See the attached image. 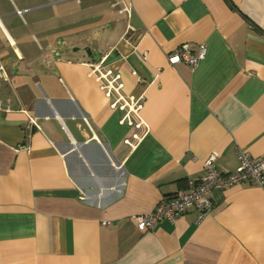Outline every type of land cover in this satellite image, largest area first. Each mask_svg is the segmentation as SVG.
I'll return each mask as SVG.
<instances>
[{
	"label": "crops",
	"instance_id": "0c3cea01",
	"mask_svg": "<svg viewBox=\"0 0 264 264\" xmlns=\"http://www.w3.org/2000/svg\"><path fill=\"white\" fill-rule=\"evenodd\" d=\"M183 44L206 46L193 70L169 61ZM0 64V264H264L253 183L200 221L134 222L211 153L264 156V0H0Z\"/></svg>",
	"mask_w": 264,
	"mask_h": 264
},
{
	"label": "built area",
	"instance_id": "2783aa9c",
	"mask_svg": "<svg viewBox=\"0 0 264 264\" xmlns=\"http://www.w3.org/2000/svg\"><path fill=\"white\" fill-rule=\"evenodd\" d=\"M35 7L38 6L24 8L18 12L23 15ZM125 11L128 14L131 13L132 3L125 6ZM205 55L206 46H202L199 54H194L188 44H183L171 54L169 61L174 66L185 63L193 70L205 58ZM0 75L6 80L9 79L6 66L3 64H0ZM104 78L109 89L119 91L122 87V84L115 85L116 77L108 78V74H105ZM107 93L109 94L110 91L108 90ZM113 104L121 108H129L121 120L122 123L129 121L133 113L140 117V112L144 106L141 98L127 99L123 95H120ZM32 121L35 122L34 119ZM218 157L217 153H211L205 159L203 176L198 180L189 179L186 190H180L172 196L163 197L154 210L147 214L135 216L134 222L137 229L146 232L152 230L162 220L176 222L191 208L198 211V221H200L213 207L210 194L215 189H226L242 183H253L264 190V156L253 157L246 150H241L239 152V165L236 170L229 172L221 169L218 164Z\"/></svg>",
	"mask_w": 264,
	"mask_h": 264
},
{
	"label": "rangeland",
	"instance_id": "374dc122",
	"mask_svg": "<svg viewBox=\"0 0 264 264\" xmlns=\"http://www.w3.org/2000/svg\"><path fill=\"white\" fill-rule=\"evenodd\" d=\"M123 10H124V8H123ZM116 12H117V10H116Z\"/></svg>",
	"mask_w": 264,
	"mask_h": 264
}]
</instances>
